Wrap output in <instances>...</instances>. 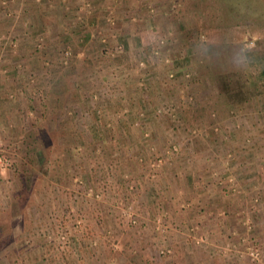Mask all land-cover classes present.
Returning a JSON list of instances; mask_svg holds the SVG:
<instances>
[{
	"label": "rangeland",
	"instance_id": "obj_1",
	"mask_svg": "<svg viewBox=\"0 0 264 264\" xmlns=\"http://www.w3.org/2000/svg\"><path fill=\"white\" fill-rule=\"evenodd\" d=\"M263 43L264 0H0V264H264Z\"/></svg>",
	"mask_w": 264,
	"mask_h": 264
},
{
	"label": "trees",
	"instance_id": "obj_2",
	"mask_svg": "<svg viewBox=\"0 0 264 264\" xmlns=\"http://www.w3.org/2000/svg\"><path fill=\"white\" fill-rule=\"evenodd\" d=\"M249 53L251 56H264V43L250 47Z\"/></svg>",
	"mask_w": 264,
	"mask_h": 264
},
{
	"label": "built area",
	"instance_id": "obj_3",
	"mask_svg": "<svg viewBox=\"0 0 264 264\" xmlns=\"http://www.w3.org/2000/svg\"><path fill=\"white\" fill-rule=\"evenodd\" d=\"M108 20L111 21V22L113 21V19H111V16L108 17ZM117 48L120 49V48H121V45H118ZM155 52H156V51H155ZM250 254H251V255H252V254H253V255H257V251L251 250V251H250Z\"/></svg>",
	"mask_w": 264,
	"mask_h": 264
},
{
	"label": "crops",
	"instance_id": "obj_4",
	"mask_svg": "<svg viewBox=\"0 0 264 264\" xmlns=\"http://www.w3.org/2000/svg\"><path fill=\"white\" fill-rule=\"evenodd\" d=\"M0 105H4V109H6V105L5 104H0ZM3 109V108H2Z\"/></svg>",
	"mask_w": 264,
	"mask_h": 264
}]
</instances>
